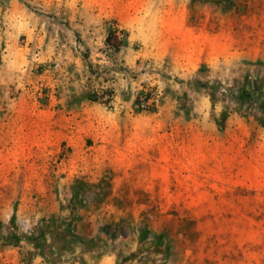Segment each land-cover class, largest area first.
Instances as JSON below:
<instances>
[{
  "label": "rangeland",
  "instance_id": "374dc122",
  "mask_svg": "<svg viewBox=\"0 0 264 264\" xmlns=\"http://www.w3.org/2000/svg\"><path fill=\"white\" fill-rule=\"evenodd\" d=\"M130 1L0 0V264H264V0H189L236 36L191 80L132 63L130 22L106 44L119 9L163 21ZM165 113L166 165H123Z\"/></svg>",
  "mask_w": 264,
  "mask_h": 264
},
{
  "label": "crops",
  "instance_id": "0c3cea01",
  "mask_svg": "<svg viewBox=\"0 0 264 264\" xmlns=\"http://www.w3.org/2000/svg\"><path fill=\"white\" fill-rule=\"evenodd\" d=\"M130 0H122V6H130ZM131 4L134 0L130 1ZM189 0H167L165 17L156 26L155 34L146 35L145 27L151 28V22L144 23L140 15L123 16L124 9L115 11L113 18L115 27L112 32L118 34L125 31V25L132 24L138 29L131 41L126 39L123 51L139 44L142 48L132 57V63L148 62L153 67L163 68L171 79L191 80L198 78L201 69H207L208 78L216 76L217 62L227 61V65L235 61L236 36L228 28L220 36L213 26H208L200 15L189 14ZM123 6V7H124ZM127 11V10H126ZM209 17V16H208ZM127 31V30H126ZM128 32V31H127ZM207 78V79H208ZM165 107L167 98L164 99ZM162 127L152 128L146 135L124 137L121 147L123 165L141 167L142 173L152 172L155 167L166 165L167 161V114H164Z\"/></svg>",
  "mask_w": 264,
  "mask_h": 264
},
{
  "label": "built area",
  "instance_id": "2783aa9c",
  "mask_svg": "<svg viewBox=\"0 0 264 264\" xmlns=\"http://www.w3.org/2000/svg\"><path fill=\"white\" fill-rule=\"evenodd\" d=\"M118 35V34H116ZM158 96L156 93H144L138 97L136 108L140 111L153 112L156 109Z\"/></svg>",
  "mask_w": 264,
  "mask_h": 264
},
{
  "label": "trees",
  "instance_id": "16d2710c",
  "mask_svg": "<svg viewBox=\"0 0 264 264\" xmlns=\"http://www.w3.org/2000/svg\"><path fill=\"white\" fill-rule=\"evenodd\" d=\"M117 35H116V33H113L112 31H110L109 32V35H108V37H107V39H106V44L107 45H109L110 43H111V39L113 38V37H116ZM119 50H120V47H116V48H114V52L115 53H118L119 52Z\"/></svg>",
  "mask_w": 264,
  "mask_h": 264
}]
</instances>
